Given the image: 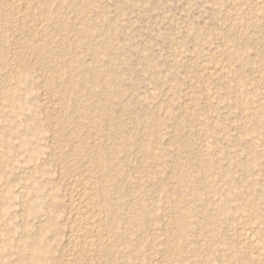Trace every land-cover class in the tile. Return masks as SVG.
<instances>
[{"label":"rangeland","instance_id":"obj_1","mask_svg":"<svg viewBox=\"0 0 264 264\" xmlns=\"http://www.w3.org/2000/svg\"><path fill=\"white\" fill-rule=\"evenodd\" d=\"M12 2L0 264H264V0Z\"/></svg>","mask_w":264,"mask_h":264},{"label":"bare ground","instance_id":"obj_2","mask_svg":"<svg viewBox=\"0 0 264 264\" xmlns=\"http://www.w3.org/2000/svg\"><path fill=\"white\" fill-rule=\"evenodd\" d=\"M11 1V0H10ZM14 2V0H12ZM19 1V0H18ZM23 1V0H22ZM12 2V3H13ZM17 2V1H16ZM21 2V1H20ZM16 4V3H15ZM220 72V71H219ZM93 222V221H92ZM91 226V225H90ZM94 229V228H92ZM85 235V234H84ZM88 235V234H87ZM77 237V236H76ZM79 237V236H78ZM245 237L248 241H250L251 243L256 244V239H255V235H254V230L253 229H249L245 232ZM95 239V238H94ZM87 241V240H86ZM89 243V242H88ZM91 243V242H90ZM0 251H6L5 248H0ZM30 255V256H29ZM8 256V255H7ZM30 257L29 259L32 260L31 264H41L42 260H43V253L42 251L37 247L36 243H26L22 248H21V259H19L20 261H22V258L26 259ZM17 262V261H16ZM13 264V263H12ZM17 264H20L17 263Z\"/></svg>","mask_w":264,"mask_h":264}]
</instances>
